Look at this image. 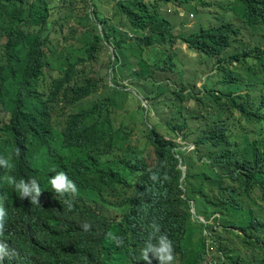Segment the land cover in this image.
<instances>
[{
  "label": "trees",
  "instance_id": "1",
  "mask_svg": "<svg viewBox=\"0 0 264 264\" xmlns=\"http://www.w3.org/2000/svg\"><path fill=\"white\" fill-rule=\"evenodd\" d=\"M215 4L214 21L203 12L184 33L165 11L183 6L197 15V5ZM2 5L0 122H8L0 130L13 167L0 176L11 199L8 232L23 242L11 264H143L153 220L173 241L177 264H203L210 247L224 255L210 263L264 264V0H0V12ZM235 17L238 26L227 20ZM177 42L213 67L200 87L198 73L185 79ZM123 73L142 82L135 91L148 109L123 90ZM57 99L67 108L62 128L80 132L93 163L43 135L37 113L57 112ZM135 106L142 129L122 122ZM153 108L166 112L161 122L151 119ZM53 168L78 187L94 186L99 202L78 196L50 223L28 222L5 177L47 185ZM191 203L213 224H199ZM109 231L123 246L106 239Z\"/></svg>",
  "mask_w": 264,
  "mask_h": 264
},
{
  "label": "clouds",
  "instance_id": "2",
  "mask_svg": "<svg viewBox=\"0 0 264 264\" xmlns=\"http://www.w3.org/2000/svg\"><path fill=\"white\" fill-rule=\"evenodd\" d=\"M178 8L187 7H176V14L173 12L176 17L183 16V11H177ZM3 10L4 9L2 5L0 14H2ZM171 12V9H168L166 11L167 14H171ZM188 17L193 18V12L189 13ZM1 20L2 18L0 16V21ZM232 20H236V17ZM232 24L238 26L240 22L237 19L236 23L232 22ZM137 99L140 102L142 100L141 97ZM89 102L84 103L82 107L87 108ZM54 103H56L55 110H57V112L51 110L48 116H46L41 111L37 113L38 122L44 128L45 133H43V135L49 134L51 136V139H49L50 143L53 144L57 149L66 150L67 148H69L79 156H81L84 160L93 163V159L85 151L83 139L80 132L77 129H72L71 131L67 130L65 123L63 124V128L61 126L62 120L60 117V110H62L63 107L65 110H67L65 104L62 101H58V99ZM142 107L144 108V106ZM144 109H148V107ZM26 110L28 111L29 108H26ZM143 120L144 119L142 118V121ZM137 121L139 122V118L137 119ZM7 122V118L2 119V122H0V129L5 124H7ZM169 139L179 143L180 146H182L181 149L183 150H194L193 145L183 146V143L178 137H172ZM3 141V132L0 130V169L9 170L13 167L11 162L12 157L11 155H2ZM8 145L10 150L14 149V145L12 143H8ZM19 153L20 150L19 148H17L15 154L19 156ZM176 157L178 158V156ZM178 168L182 172L181 180H183L185 176V167L181 164V160L179 161ZM52 171L56 173H53L49 176V178L47 179V185L40 184L36 178L17 180L14 176L5 177L7 184L14 189V198L18 205H21L23 207V211L25 213L24 218L28 222H41L40 224L50 223V217H56L60 214L68 212L78 196L86 197L88 199L99 202L95 198V193L97 191L95 190L94 186L87 188L78 187L64 171H56L55 168H53ZM1 178L2 177L0 176V264H11L19 258L21 249L23 247V242L22 240H19L13 232H8L7 224L11 207L9 200L11 199L9 198V193L6 191L5 187L2 184ZM150 179L153 182H156L159 180V175L157 173H153L150 176ZM55 203H58L61 206L54 207ZM62 204H64L65 206ZM53 208H55V210ZM190 213L192 214L193 218L197 219L200 222L199 224H203L204 226L213 224L212 219L206 221L203 217L197 216L195 214L192 203ZM215 216L218 217V215ZM81 227L85 232H87L90 230L91 225L88 223H84L83 225H81ZM76 234L78 233L64 232V235L67 238H71ZM203 236L205 237L206 244H210L211 235L206 229H204L203 231ZM106 239L113 242L117 247L123 246L124 243L121 237L116 236L111 231L106 234ZM214 247L216 248V246ZM59 248L61 249V247ZM174 251L173 241L169 239L167 234L162 232L161 225L156 222V220H153L150 225V231L145 241V245L141 249L140 258L143 261V264H153V260H155L157 264H177V259ZM213 256L218 257L219 261H224L223 253L221 251L214 252V248L210 247L209 257L211 258ZM209 259L203 262V264H217L216 261L218 260L210 263Z\"/></svg>",
  "mask_w": 264,
  "mask_h": 264
},
{
  "label": "rangeland",
  "instance_id": "3",
  "mask_svg": "<svg viewBox=\"0 0 264 264\" xmlns=\"http://www.w3.org/2000/svg\"><path fill=\"white\" fill-rule=\"evenodd\" d=\"M193 3H195V1H193ZM197 6H198L197 10L201 11V12L197 13V15H196L195 10H193L192 11L193 12V18L188 17L189 13H191V12H189L188 8H178L177 11L178 10L183 11V16L176 17V15L173 13V11L171 9V6L166 7V11L168 9H171V11H172L171 14L168 13L170 18L173 17L176 19L175 22H177L176 25H177L178 32H183V33L187 32L189 29H191L194 26L195 22L198 19L204 20V16L202 14L203 12L211 13L209 15V17L212 19V21H214V16L216 13H221V8L219 7L218 4H215L213 7H202L200 5H197ZM227 20L231 21L233 23H236V20H232L230 18ZM175 48H176V52H177L176 54L178 56V60L181 61L185 66V75H184L185 79L189 80L190 78H193L198 73L197 76L194 77L193 79L196 80L197 87H200L201 81L198 80V77L201 76V79H203V77H206L209 73H212L213 67L211 65H198V63H196L197 59H198L197 54L194 51L189 50L187 48L186 44L177 42L175 45ZM109 50L111 51V47L109 48ZM195 71H197V72H195ZM166 82L169 84L171 83L169 80ZM119 84L125 85L126 90L124 89V91L131 92V94L133 96H135L136 98H140L137 91H135V87L137 85L141 86L142 82L136 81V80H129L126 73H123L122 78L119 80ZM141 104H142V106H144V108L148 107V103L146 100H141ZM143 115H144V112H143ZM165 115H166V112L159 111V110H156L155 108H153L150 117L154 121V123H158V121L161 122V119ZM140 116H141V109L140 108L137 109L135 106V108L133 109V111L130 114H124V117L122 118V122L125 125L132 123L134 128L142 129L143 128L141 125L142 118H140ZM138 118H139V122L137 123ZM148 127H151V125L148 124ZM160 132L163 135H165L166 138L171 137V136L168 137V134H165L168 131H166L164 129L160 130ZM132 136L139 138V136L136 134V130H133Z\"/></svg>",
  "mask_w": 264,
  "mask_h": 264
}]
</instances>
